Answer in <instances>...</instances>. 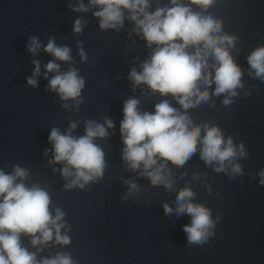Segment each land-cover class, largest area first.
<instances>
[{"label": "clouds", "instance_id": "clouds-1", "mask_svg": "<svg viewBox=\"0 0 264 264\" xmlns=\"http://www.w3.org/2000/svg\"><path fill=\"white\" fill-rule=\"evenodd\" d=\"M171 8H157L154 13L146 11L149 0H89L91 6L99 8L94 16L100 20V28H117L123 24L124 13L129 11V18L135 21L141 29L144 39L149 46H157L151 59L142 65V72L133 70L130 79L136 84L144 83L161 95L171 94L178 97V102L184 109L193 106L192 97L196 96V103L206 101L207 91L200 92L198 82L203 79L205 85L215 83V94L223 93L236 95L235 89L242 87V72L234 62L227 47L234 46L235 37L217 35L221 30L220 22L212 16L202 17L194 13L189 7L171 0ZM203 8L209 7L213 0H191ZM74 11H87L83 3L73 8ZM141 17H143L141 19ZM73 30H82L81 21H75ZM194 47L195 53L190 54L187 49ZM40 48L37 38H31L29 51L36 53ZM44 51L56 60L67 62L71 59L70 49L60 47L53 39H49ZM211 55L215 61L214 77L204 75L203 69ZM81 58L86 59L83 51ZM35 69L33 77L27 83L33 87L37 85L35 77L40 75V64L33 62ZM248 63L255 71V75L264 78V47L255 49L248 56ZM48 73H56L49 81L48 87L56 91L61 99H76L84 87L83 78L78 76L75 69L65 73L60 72L59 64L49 61L45 65V78ZM230 101L224 100L225 104ZM124 119L121 121V135L123 138V159L128 167L135 171L143 166L145 175L153 186L163 185L171 189L172 183L164 174L165 165H159L158 159L171 162L176 166H183L200 147V158L206 165L216 162L215 171H226V163H231L237 156H246L244 145H234L229 137L225 140L218 127H205L201 139L200 127H190L186 116L178 115L167 101L155 106L154 113L138 111V101L128 100L123 108ZM108 128L113 127L111 120H106ZM72 129L76 127L73 123ZM106 128L103 125L88 121L85 135L74 138L70 134H61L53 128L49 135V142L53 145L56 163L65 162L62 169L65 178L72 176L70 169H75V178L68 187L84 184L103 174L105 167L104 153L93 142L96 137H105ZM234 174H242L238 163L232 164ZM27 175L25 169L17 166L14 174L0 171V264H37L35 254L28 252L21 246L20 234L32 237L33 246L46 243L55 238L58 243L67 244L69 238L60 235L63 227L59 223L63 213L57 209L55 218L49 211L50 197L48 193L38 187L28 188L24 183H17V178L23 179ZM260 183L264 184V171L260 174ZM80 181L84 183L81 184ZM130 194L137 190L135 183H130ZM194 192L184 188L176 196V215L179 218L187 215L190 223L183 226L189 244H201L212 234L214 221L210 209L202 204L194 203ZM165 215L172 212L169 204L163 205ZM51 226V227H50ZM39 233V236H37ZM40 264H72L70 257L57 255L53 259H44Z\"/></svg>", "mask_w": 264, "mask_h": 264}]
</instances>
